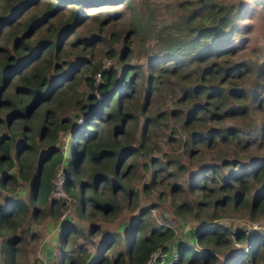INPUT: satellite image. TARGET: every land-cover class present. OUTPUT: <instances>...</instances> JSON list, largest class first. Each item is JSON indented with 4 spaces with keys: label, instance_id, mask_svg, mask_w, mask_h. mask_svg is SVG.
<instances>
[{
    "label": "rangeland",
    "instance_id": "1",
    "mask_svg": "<svg viewBox=\"0 0 264 264\" xmlns=\"http://www.w3.org/2000/svg\"><path fill=\"white\" fill-rule=\"evenodd\" d=\"M8 1L0 0V17L10 5ZM57 3L40 0L29 5L12 28L0 33V62L18 57L15 41L29 33L25 23L37 14L42 22L28 39L35 48L40 41L53 39L54 32L67 34L51 57L46 50L38 62L24 66L26 71L42 62L41 67L47 66V78L59 81L57 69L70 75L76 67L49 106L55 121L71 125V131L82 126L89 112L83 108L98 104L91 102L92 96L98 101L104 98L90 81L95 88L102 84L104 71L117 72L115 82L122 90L113 104L120 105V111L107 106L104 116L97 119L94 140L104 155L98 165L87 160L81 163L79 177L73 172L76 151L71 131L58 133L53 147L60 148L63 161L56 173L63 168L66 179H71L70 190L66 183L64 186L67 197L50 198L64 204L57 208L60 217L50 215L49 204H41L38 197L31 202L29 183L15 191H2L0 203L6 208L14 200L27 199L30 205L15 233L22 239L20 253H28L20 256L19 264L30 260L43 264L37 252L53 222L72 223L78 230L67 251L82 244L92 258L104 252L114 260L126 251L129 228L143 211L147 233L157 226L170 229L166 245L187 243L218 258L193 264H224L230 248L237 244L236 231H245L250 237L264 235V206L253 202L264 185V169L262 183L252 178L264 163V0H123L93 6L69 4L55 11ZM241 7L235 33L224 39L228 53L210 54L216 47H209V39L202 51L191 49L176 60L164 56L170 42L212 25L219 11L230 13ZM54 39L57 42L56 36ZM230 67L233 73L227 77L224 71ZM96 69L101 72L94 75ZM125 72L128 76L122 82ZM214 89L225 90L227 96L223 100L213 96ZM234 91H243L244 98H234ZM33 126L39 134L42 125ZM40 147L39 157L49 149ZM110 161L112 166H108ZM103 176L109 182L101 181L93 188ZM85 183L91 186L85 187ZM18 192L26 196L20 198ZM105 206L111 210L106 212ZM35 208L44 213L34 218ZM204 223L228 227L234 245L195 242ZM111 240H115L113 245L106 247ZM239 245L245 249L248 243ZM262 251L256 264H264Z\"/></svg>",
    "mask_w": 264,
    "mask_h": 264
},
{
    "label": "trees",
    "instance_id": "2",
    "mask_svg": "<svg viewBox=\"0 0 264 264\" xmlns=\"http://www.w3.org/2000/svg\"><path fill=\"white\" fill-rule=\"evenodd\" d=\"M58 3L55 6L56 10H61L64 7L70 5H91L112 2H120L123 0H57ZM104 1V2H103ZM10 5L4 11L3 16L0 17V33L5 28L13 27L12 24L16 18L21 17L26 11L29 5H35L40 0H9ZM221 8H224L221 5ZM242 7L234 9L230 13H223L219 11L217 19L212 25L205 27L199 31H193L188 37H185L179 41L170 42L164 56L167 59H177L180 54L188 52L191 49L196 51H202L207 42L210 39L209 47H216L210 54L217 53L218 55L228 53L225 50L226 41L225 38H229L235 33L236 21L240 18ZM77 17V16H75ZM47 19V17H46ZM39 16L32 15L28 21H26L27 29L29 33L23 36H19L14 44V51L18 54L17 58L9 57L5 58L4 62H0V113H6L7 116L4 119L0 115V197L3 190L15 191L16 188L21 187L23 183H29L32 191V203L34 199L38 197V201L43 205L49 204V214L52 216L60 217L61 214L57 208H64L63 203L58 201H50V198L54 189L55 173L57 168L63 161V155L59 147H53L58 140V133L60 131L69 132L73 128L71 125L58 124L54 119V113L52 109H49L52 101L59 93V88L65 81H70L74 76L76 67L71 71L70 75L65 73V69H57V76L59 81L48 79L46 76L47 66L41 67V63H37L29 72L26 71L28 62H38L41 54L46 50L49 51L50 57L55 47H59L61 40L65 37L66 33L54 32L53 39L40 41V45L36 48L34 43L30 42L29 37L39 28L41 24ZM69 25V24H68ZM70 26H67L66 31ZM64 29V30H65ZM19 34V33H18ZM18 36V35H15ZM57 37V42L55 41ZM190 39H187L189 38ZM199 46V48H197ZM7 50V49H6ZM225 50V51H224ZM9 52V51H7ZM209 54V53H208ZM209 54V55H210ZM30 57V58H29ZM29 58L27 61H22ZM48 60L47 65H50ZM70 66V65H69ZM24 68V69H23ZM99 69L93 71L96 75L99 73ZM233 73L232 67L225 69L224 75L229 77ZM101 74V73H100ZM104 82L98 85L96 88L93 86V80L90 79L91 87L104 94L102 101H98L97 96L93 95L91 98V106L84 107L83 109L88 112V115L84 118L81 127L75 128L71 131V144L74 146L75 158L73 160V172L75 177L80 176V164L87 160L88 163L93 162L94 165H98L102 159L104 152L99 151L98 145L95 144L96 135V122L98 118L104 116V110L107 106H112V111L119 110L120 105L113 104L114 97L121 98L122 88L117 85L116 78L117 72L104 71L102 72ZM128 74L125 72L122 82H125ZM18 84L15 89L13 87ZM13 89V91H11ZM233 97L238 99L244 98L243 91H234ZM213 96H217L223 100L227 93L222 89H214L212 91ZM118 108V109H117ZM246 109L242 110L244 113ZM233 114L235 112H232ZM112 115V114H111ZM189 117H192L190 115ZM42 123L40 120H42ZM37 121V122H36ZM38 123L42 125L39 134L33 128V124ZM91 128H94V132H88ZM38 134V138L36 137ZM213 138V137H212ZM210 138V140L212 139ZM20 139V140H18ZM41 144V145H40ZM81 145V146H80ZM40 146H45L48 151L41 157H39ZM80 146V149H79ZM110 161L108 166H112ZM118 168V166H117ZM13 169H16L13 173ZM264 169V163L258 167L253 173L252 178L258 183L262 180L260 177L262 170ZM246 174V173H245ZM250 174V173H247ZM71 179L68 177L66 180V187L69 189ZM101 181L109 182L108 176H103L97 179L92 185L96 189L97 184ZM111 181V180H110ZM241 184L245 183L243 180H238ZM85 187H90L88 183L83 184ZM246 185V184H245ZM248 187H246L247 191ZM84 192V190H83ZM82 192V196L83 193ZM82 201V199H81ZM254 204H260L264 206V185L258 191L254 197ZM81 203L85 205L83 200ZM99 205V204H98ZM104 208V207H103ZM104 210L109 212L111 207L105 206ZM30 211V205L22 200L11 201L8 208L0 206V234L2 236V230L13 228L14 232L20 224V219H24ZM44 210L41 208H35L33 211L34 218L43 214ZM59 213V214H57ZM145 213L141 212L137 219L132 223L128 231L126 251H122L118 254L116 259L111 260L104 252L100 257H91L88 249L84 245H78L71 250H63L61 256L56 264H146L150 259V256L159 248L165 250L168 249V245L165 243L170 240V229L162 226L154 227L147 233V224L143 218ZM210 224V223H209ZM203 224L195 235V242L204 245L205 242H214L216 245H234L228 238V227L221 224ZM95 230V229H94ZM78 232L76 226L72 223L64 224L59 237V243L62 249H65L67 245L72 244L73 235ZM32 236H34L32 234ZM116 237V236H114ZM222 237V238H221ZM3 247V263L10 264L13 260L17 249H12L17 243L22 242V239L15 237L9 239L4 237ZM236 243L245 245L248 243L247 250L239 249L236 245L230 248L223 260L224 264H246L250 260L252 264H256L260 258L264 249V235L254 234L250 237L245 231H236L234 234ZM115 240L109 241L106 247L113 245ZM165 244V245H164ZM193 245L187 243H181L178 245L180 251L178 264H193L204 260L205 263L208 259L217 260L218 258L214 253L197 251ZM71 247H69L70 249ZM237 248V249H236ZM79 250V251H77ZM104 251V249H103ZM76 253V256L73 254ZM78 254V256H77Z\"/></svg>",
    "mask_w": 264,
    "mask_h": 264
},
{
    "label": "crops",
    "instance_id": "3",
    "mask_svg": "<svg viewBox=\"0 0 264 264\" xmlns=\"http://www.w3.org/2000/svg\"><path fill=\"white\" fill-rule=\"evenodd\" d=\"M18 194H19L20 198L26 196L24 192H18ZM0 199H1V197H0ZM25 202L28 203L27 199ZM0 206L5 207L1 203H0ZM49 225H50V223H49ZM50 226H52V227L49 229L48 234L46 235L42 245L40 246V249L37 252V254L41 255L40 258H42V260L44 259L43 264H56L59 260L58 257L60 258V256H61L60 254L62 253V251L67 250L68 246H70V243H69V245H67L65 249H62L60 246V243H59L60 242L59 237L61 235V231L63 229L64 224H61L60 222H53ZM32 231H33V229H32ZM16 232H14L13 228L7 229V227H6L1 232L2 236L0 234V262H2V263H3V247H4V239H5V238H3V236L8 237L9 239H13L16 237V234H15ZM33 232H35V231H33ZM21 243L22 242H19V243H17L16 246H13L11 248V250L17 249V252L15 254V257H13V260L10 261V264H19L20 263V261H19L20 256H22V257L28 256L27 251L23 255L20 253L19 248H20ZM46 243H47V245H45ZM44 245H45V248L43 250H41V248ZM28 264H32L31 260L29 261Z\"/></svg>",
    "mask_w": 264,
    "mask_h": 264
},
{
    "label": "built area",
    "instance_id": "4",
    "mask_svg": "<svg viewBox=\"0 0 264 264\" xmlns=\"http://www.w3.org/2000/svg\"><path fill=\"white\" fill-rule=\"evenodd\" d=\"M63 168L59 169L58 172L55 175L54 179V191L52 195L56 198H63L67 197L65 192V183H66V174L65 170L62 171ZM1 177V176H0ZM253 231H250L249 233H252ZM236 246H240L238 243ZM248 248L246 247L245 250ZM180 256V251L178 250L177 246L173 244L172 246H168V249L165 250L163 248L157 249L155 252H153L150 256V259L147 261L146 264H178ZM2 264V262H0Z\"/></svg>",
    "mask_w": 264,
    "mask_h": 264
}]
</instances>
